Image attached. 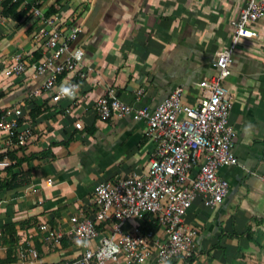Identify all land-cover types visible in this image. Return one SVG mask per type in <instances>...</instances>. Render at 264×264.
Wrapping results in <instances>:
<instances>
[{
  "label": "crops",
  "instance_id": "1",
  "mask_svg": "<svg viewBox=\"0 0 264 264\" xmlns=\"http://www.w3.org/2000/svg\"><path fill=\"white\" fill-rule=\"evenodd\" d=\"M245 2L22 0L18 9L37 5L44 18L27 13L20 19L4 15L0 110L22 105L20 128H28L29 134L21 148L0 153V177L9 174L5 166L13 161L11 151L30 157L14 167L23 172L20 184L0 189V264H18L19 252L28 245L35 247L37 256L26 253L27 264L62 261L81 253L82 245L67 232L70 215H90L88 197L95 185L144 172L155 148L143 121L129 115L102 118L95 112L96 99L113 88L126 101L154 107L181 87L185 102H197L201 95L197 81L216 72L213 54L230 45L231 21ZM50 9L55 12L46 15ZM50 16H56L55 24L62 26L82 19L71 47L80 46L83 56L81 65L60 75L52 89L33 94L42 75L32 68L8 75L4 67L17 53L31 61L50 52L40 33L50 28L45 20ZM252 26L258 35L241 37L235 43L226 78L233 94L229 120L237 157V163L218 169L229 182L228 194L213 205L204 204L201 197L193 200L184 219L197 229L196 253L175 257L168 264H264V18ZM80 68L88 69L84 78L77 77ZM72 80L79 82L74 95L54 100L57 89ZM139 88L143 93L136 99ZM34 104L45 108L32 118L28 111ZM5 134L0 131V138ZM48 178L51 184H46ZM143 220L131 218L124 228L141 226ZM42 221L63 231L59 244L45 238L38 228ZM108 264L162 263L151 258L127 262L119 255Z\"/></svg>",
  "mask_w": 264,
  "mask_h": 264
},
{
  "label": "built area",
  "instance_id": "2",
  "mask_svg": "<svg viewBox=\"0 0 264 264\" xmlns=\"http://www.w3.org/2000/svg\"><path fill=\"white\" fill-rule=\"evenodd\" d=\"M27 14L44 18L37 5L30 7ZM55 18H45L51 26L40 30L44 44L50 49L47 55L30 61L22 53H17L4 67L8 75L21 74L28 68L42 75L33 94L52 89L60 75L81 65L83 49L71 47V42L80 30L82 19L62 26L55 24ZM262 18L264 0H246L231 21L230 45L213 54L216 72L197 81L201 95L195 103L182 99L181 87H175L154 107L126 101L113 88H108L96 99L95 112L102 118L129 115L143 121L155 148L144 172L101 180L95 185L88 197L92 207L90 215H70L67 232L74 242L82 245L79 255L34 264H108L119 255L127 262L139 263L151 258L157 263L168 264L175 257L196 253L197 229L186 224L184 216L196 197H201L204 204L213 205L228 194L229 182L218 173L222 165L237 163L234 127L229 120L233 94L226 78L231 72L235 43L241 37H256L258 34L252 24ZM3 19L0 12V24ZM87 70H77V77L84 78ZM78 85V80H72L67 88L75 93ZM61 88L52 95L54 100L64 96ZM142 93V88L137 89L135 98L139 99ZM23 113L22 105L3 109L0 131L6 136L0 138V153L26 142L29 129L20 128ZM75 125L80 127L81 123L77 121ZM51 182L50 178L46 179V184ZM148 213L156 217L157 229L144 231L140 225L129 230L124 228L129 219H142ZM38 228L47 240L59 244L63 231L45 221L40 222ZM26 253L37 256L35 247L28 245L19 252L18 264H27Z\"/></svg>",
  "mask_w": 264,
  "mask_h": 264
},
{
  "label": "trees",
  "instance_id": "3",
  "mask_svg": "<svg viewBox=\"0 0 264 264\" xmlns=\"http://www.w3.org/2000/svg\"><path fill=\"white\" fill-rule=\"evenodd\" d=\"M22 0H17V1H11V0H4L2 3V14L3 15H12L16 19H20L22 16H24L27 13L28 8H21L18 9V6L20 5V2ZM55 12L54 9H50L49 11L46 12V15ZM45 106L43 105H33L28 113L29 115L34 118L37 114H39L42 110H44ZM3 110H0V116L2 115ZM21 121V119H20ZM23 144H18L16 146H13L12 149L13 151L17 150V148H21ZM46 150L41 151V155H44ZM31 155H36V154H31ZM10 158L13 159L8 165L5 166V169L8 175L5 177H0V189L3 188H12L20 184V176L22 175L21 170H14V167L16 165H19L23 160L28 159L30 156H16L14 153L9 154ZM27 172H29V169H27ZM28 175L25 176L27 178ZM13 223H10L9 226L13 227ZM158 224H157V219L156 217L152 216L151 213H148L145 215L143 223L141 225L142 230H147V229H157ZM14 228L11 229V234H13Z\"/></svg>",
  "mask_w": 264,
  "mask_h": 264
},
{
  "label": "clouds",
  "instance_id": "4",
  "mask_svg": "<svg viewBox=\"0 0 264 264\" xmlns=\"http://www.w3.org/2000/svg\"><path fill=\"white\" fill-rule=\"evenodd\" d=\"M61 95H65V96H70V95H74V93L67 87H62L60 89Z\"/></svg>",
  "mask_w": 264,
  "mask_h": 264
}]
</instances>
